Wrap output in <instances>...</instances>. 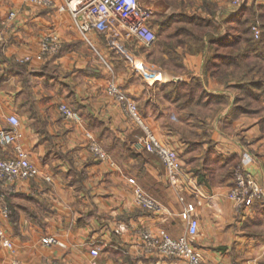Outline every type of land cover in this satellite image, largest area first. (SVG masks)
Segmentation results:
<instances>
[{
  "label": "crops",
  "instance_id": "obj_1",
  "mask_svg": "<svg viewBox=\"0 0 264 264\" xmlns=\"http://www.w3.org/2000/svg\"><path fill=\"white\" fill-rule=\"evenodd\" d=\"M139 3L153 12L150 47L127 38L116 23L86 42L60 10L62 0L50 8L0 0V130L12 129L10 116L18 118L21 143L41 172L0 190V227L14 244L13 251L0 247V264H185L144 250V230H165L173 239L185 233L183 204L161 160L140 142L141 126L109 96L111 82L137 106L144 125L178 152L195 182L197 193L184 191L195 204L192 244L203 261L264 264V202L239 207L229 198L233 168L245 155L253 158L246 172L264 187V86L237 89L239 78H264V45L262 55L236 56L247 46L242 27L250 18L261 19L256 28L264 33V0L240 9L231 0ZM49 36L60 49L42 55ZM62 105L76 119L65 118ZM88 133L111 161L95 158ZM0 156L12 150L0 146ZM139 190L159 209L136 206ZM47 236L62 246H44Z\"/></svg>",
  "mask_w": 264,
  "mask_h": 264
},
{
  "label": "built area",
  "instance_id": "obj_2",
  "mask_svg": "<svg viewBox=\"0 0 264 264\" xmlns=\"http://www.w3.org/2000/svg\"><path fill=\"white\" fill-rule=\"evenodd\" d=\"M258 1L260 0H231V5L234 9H240ZM56 2L57 0H29L31 5L44 8L55 6ZM62 2L60 10L69 13L74 28L86 42H89L90 33H105L114 23L121 26L127 38H135L146 47L152 46L156 41V34L149 24L153 12L141 6L139 0H62ZM253 31L254 37L259 38L260 30L254 27ZM111 43L121 51L119 44ZM59 49V40L54 36L47 37L41 44L42 55L57 53ZM134 69L145 79L150 80L153 77L144 65L134 64ZM108 94L141 126L144 136L140 142L147 153L153 154L161 160L167 178L171 186L179 193V201L183 204L180 218L186 224L185 233L178 239H173L165 230H159L156 233L144 230L141 232L144 250L149 254L182 260L185 264H207L192 244L198 235L199 223L195 215V204L187 200L184 188L185 186L190 187L192 193L198 191L194 188L196 185L193 179L182 170L178 152L162 143L144 125L138 115L137 106L114 82L109 84ZM60 111L65 118L76 119V115L67 106L62 105ZM8 123L12 129L0 130V146L12 150V156L7 158L0 156V190L4 192L12 191L10 190L12 186L20 181L33 180L41 175L38 166L31 160L29 152L21 143L23 135L18 129L20 126L18 118L12 115L8 118ZM86 137L89 140V148L97 160L111 161L110 156L102 149L92 134L88 133ZM252 160L251 156L245 155L233 175L234 184L229 192V198L239 207H251L256 201L264 202V187L258 185L245 169ZM45 180L50 181L51 179L46 177ZM129 183L135 184V181L129 179ZM134 203L147 210L159 209L157 201L140 190L135 195ZM1 215L4 219H8V210L3 209ZM42 244L44 246H62L54 236L43 238ZM0 247L9 251L14 250L11 238L2 227H0ZM90 253L96 258L99 255V250L95 247L91 249ZM13 264L19 263L14 260Z\"/></svg>",
  "mask_w": 264,
  "mask_h": 264
},
{
  "label": "trees",
  "instance_id": "obj_3",
  "mask_svg": "<svg viewBox=\"0 0 264 264\" xmlns=\"http://www.w3.org/2000/svg\"><path fill=\"white\" fill-rule=\"evenodd\" d=\"M244 31V34L246 35V42L247 46L244 49L238 50L236 53L237 58L246 59L245 57L252 53L257 55H262L260 52V49H262V46L264 45V33L261 34L259 38L255 39L253 34L250 31L249 27L242 28ZM250 34V36H248ZM257 63H253L251 68L256 67ZM260 79V78H259ZM264 86V79L255 80L254 77L250 79L245 78H239L237 79V89L240 91L250 90L255 87H262ZM252 94H247V97H251Z\"/></svg>",
  "mask_w": 264,
  "mask_h": 264
},
{
  "label": "rangeland",
  "instance_id": "obj_4",
  "mask_svg": "<svg viewBox=\"0 0 264 264\" xmlns=\"http://www.w3.org/2000/svg\"><path fill=\"white\" fill-rule=\"evenodd\" d=\"M259 23H261V19L260 18H256V19H249V21L246 23V26H249V28H250V31H251V33L253 34V36H254V27H257V24H259ZM245 26V27H246ZM243 28V27H242ZM260 28V27H259ZM262 34V33H261ZM263 35V34H262ZM248 36H250V34H248ZM255 38V37H254ZM255 39H257V38H255ZM114 51H116V52H120L119 51V49L115 46V45H111L110 46ZM254 56H252V60L253 61H255V59L253 58ZM126 58V57H125ZM127 59V58H126ZM252 61V62H253ZM127 62L128 63H131L130 61H129V59H127ZM264 77V76H263ZM259 78V74H258V76H256L255 77V80H260V79H258ZM262 79H264V78H262ZM256 97H258V96H256ZM263 98H264V94H263ZM260 115H261V117H262V119L264 118V112H262V113H259ZM264 120V119H263ZM264 122V121H263ZM250 156V155H249ZM252 157V156H251ZM253 159V158H252ZM242 160H243V158L241 159V161L239 162V163H237V165H235V167L233 168V174H234V172H235V170L237 169V167L238 166H240V164H241V162H242Z\"/></svg>",
  "mask_w": 264,
  "mask_h": 264
}]
</instances>
